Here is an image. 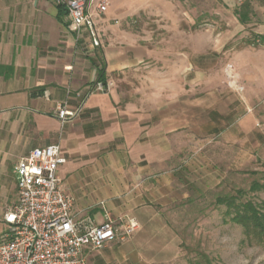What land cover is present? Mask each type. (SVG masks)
I'll list each match as a JSON object with an SVG mask.
<instances>
[{"label": "crops", "instance_id": "crops-1", "mask_svg": "<svg viewBox=\"0 0 264 264\" xmlns=\"http://www.w3.org/2000/svg\"><path fill=\"white\" fill-rule=\"evenodd\" d=\"M105 1L108 12L96 20L102 46L86 53L87 36L85 44H77L65 12L52 0H0V224L7 231L2 219L17 200L18 162L34 149L59 145L66 158L59 177L74 199L77 220L101 224L108 216L141 226L125 243L86 251L88 264H112L127 254L139 260L140 249L151 245L149 232L164 221V201L189 181L179 172L192 164L196 135L222 138L228 128L222 124L237 111L225 87H216L210 77L194 78L195 56L205 58L204 51L159 49L130 28L131 1ZM223 2L242 26L264 22L263 0ZM245 4L249 22L242 24ZM139 6L146 9L145 2ZM171 15L181 20L178 11ZM232 60L242 68L243 55ZM101 69L112 84L110 93L89 95L81 116L61 123L55 117L58 104L77 107L100 81ZM136 72L135 90L130 76ZM216 146L222 150V142Z\"/></svg>", "mask_w": 264, "mask_h": 264}, {"label": "rangeland", "instance_id": "rangeland-1", "mask_svg": "<svg viewBox=\"0 0 264 264\" xmlns=\"http://www.w3.org/2000/svg\"><path fill=\"white\" fill-rule=\"evenodd\" d=\"M129 1L134 12L130 28L152 45L174 52H187L185 46H191L205 52V58L195 56L199 71L194 78L210 77L216 87H225L237 111L227 126L222 124L228 127L222 138L196 135L192 164L179 172L189 181L178 187L176 197L164 201V221L149 232L151 245L140 249L139 260L130 261L127 254L112 264H264V244L248 239L226 216V207L217 203L222 196L244 192L243 200L264 205V44L256 42L259 34L254 31L260 28L264 33V22H255V27L236 23L224 0ZM144 2L146 9L140 11ZM177 11L179 22L171 15ZM239 55L244 63L237 69L232 59ZM130 80L131 89L140 87L137 72ZM196 89L193 93H200ZM221 142L222 150L216 146ZM254 183L262 188L252 191ZM4 230L0 224V242Z\"/></svg>", "mask_w": 264, "mask_h": 264}, {"label": "built area", "instance_id": "built-area-1", "mask_svg": "<svg viewBox=\"0 0 264 264\" xmlns=\"http://www.w3.org/2000/svg\"><path fill=\"white\" fill-rule=\"evenodd\" d=\"M52 2L65 12L78 45L87 36L86 53L102 46L96 20L108 12L105 0ZM111 87V83L95 82L77 107H70L68 101L58 104L55 117L61 123L77 120L89 95L108 94ZM65 163L59 145L34 149L18 162L17 200L2 219L7 232L0 242V264H88L86 251L124 242L140 229L135 219L114 222L107 216L101 224L77 220L74 199L59 177Z\"/></svg>", "mask_w": 264, "mask_h": 264}, {"label": "trees", "instance_id": "trees-1", "mask_svg": "<svg viewBox=\"0 0 264 264\" xmlns=\"http://www.w3.org/2000/svg\"><path fill=\"white\" fill-rule=\"evenodd\" d=\"M249 4L243 6L239 13L240 23L247 24L249 22ZM256 42L264 44V37L257 36ZM99 79L101 82L107 83L105 80L104 69L99 70ZM262 186L254 183L251 190H260ZM244 192H238L236 196H222L217 203L226 207V216L231 221L244 229V233L248 239H255L264 244V205L254 203L252 200H243Z\"/></svg>", "mask_w": 264, "mask_h": 264}]
</instances>
